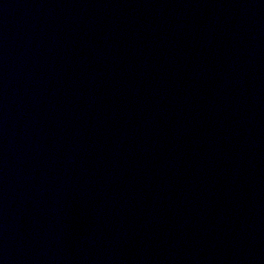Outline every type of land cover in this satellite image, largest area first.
Returning a JSON list of instances; mask_svg holds the SVG:
<instances>
[{
  "label": "water",
  "instance_id": "95a60500",
  "mask_svg": "<svg viewBox=\"0 0 264 264\" xmlns=\"http://www.w3.org/2000/svg\"><path fill=\"white\" fill-rule=\"evenodd\" d=\"M0 264H264V0H0Z\"/></svg>",
  "mask_w": 264,
  "mask_h": 264
}]
</instances>
